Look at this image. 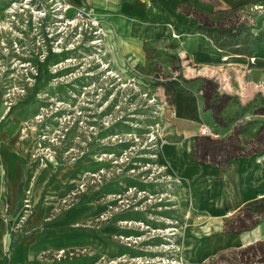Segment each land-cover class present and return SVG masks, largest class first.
<instances>
[{"label": "rangeland", "instance_id": "1", "mask_svg": "<svg viewBox=\"0 0 264 264\" xmlns=\"http://www.w3.org/2000/svg\"><path fill=\"white\" fill-rule=\"evenodd\" d=\"M78 10L82 9L67 0H0V220L10 236L5 248L28 236L31 219L46 207L50 221L56 216L64 219L75 208H89L83 212L88 217L74 222L75 235L85 241L86 231L98 233L106 248L53 251L46 258L58 264H194L196 251L212 246L200 262L205 264L253 240L257 234L249 231L238 235V243L223 241L237 237L223 231L229 215L223 216L222 230L206 227L211 216L199 202L212 179L200 165L204 173L195 177L188 166L187 171H177L164 157L165 147L184 141L189 132L202 135L209 129L206 135L224 139L233 127L216 124L203 110L200 81L183 80L203 77L202 69L179 51L186 44L161 39L157 47L148 45L150 57L144 50L143 62L127 67L125 61L119 67L107 58L104 35L99 37L102 44L97 43L86 21H74ZM210 18L214 23L225 21L234 36L197 26L200 36L218 53L258 65L252 74L250 66L237 67L243 95L231 93L238 103L222 114L228 124L241 116L242 139L249 140L264 122V117L253 115L259 95H264V3L218 10ZM179 64L181 76L174 71ZM173 77L183 83L171 103L164 83ZM180 96L195 101L198 128L177 125ZM255 155L237 157L224 169L198 163L222 174L237 159ZM3 158L18 161V172L24 169L18 192V176L9 174ZM49 167L53 174L40 192L36 188ZM38 168L44 171L39 170L35 179ZM57 182L64 184L63 191L54 195ZM74 213L82 215L79 210Z\"/></svg>", "mask_w": 264, "mask_h": 264}, {"label": "crops", "instance_id": "2", "mask_svg": "<svg viewBox=\"0 0 264 264\" xmlns=\"http://www.w3.org/2000/svg\"><path fill=\"white\" fill-rule=\"evenodd\" d=\"M67 1L70 5L75 6L76 9L91 11L100 20L101 26L105 29L103 30V35L108 53L107 58L119 67L124 66L125 61H127V67L137 62H143L146 57L144 54L146 45H151L153 48L160 44L161 39L167 41L175 39L179 44H186L185 46L183 45V48H179V51L182 50L185 54H188V58L193 67L202 69L203 73L201 74H203V77L215 79L220 84L223 92L230 94L234 92L237 95H243L242 88H239L237 84V82L239 84L243 83L242 73L237 70L238 66H250L251 74L254 68L255 71L258 70V65L252 67L248 63L249 60L239 59L235 55L226 56L225 54L218 53L215 46L208 42L206 38L199 35L197 30L199 22L196 18L185 13L183 9L191 7L212 14L218 10L231 9L241 5H259L264 3V0H151L149 3L139 0ZM178 54L180 58H183V55ZM189 72L192 76H197L195 69H189ZM247 79V77H244L245 81ZM249 80H253L252 77ZM177 109V125L179 127H186L187 129L193 127L195 129L198 128L200 116L193 99L180 96ZM197 136L198 134L189 132L186 134L184 141L168 144L164 149V157L177 171H187L186 167H191L193 164L200 165L205 169L207 176H210V179H212V184L208 189L212 197V202L215 200L216 194L221 197L220 206L217 207L216 212L208 213L206 208H204L211 216L208 218L206 227L214 228L212 218H215V213V215H220L221 222L219 223V229H217V231H220L222 230V219L224 215H231L244 204L264 196V152L250 159H237L231 164L229 169L219 174L216 170H211L207 166L196 162L193 156V145ZM188 140L191 143L189 152L187 153L183 146ZM179 145H182V147H179ZM9 160H13V166L8 164ZM1 162L7 166V170L12 177L14 175L18 176L17 183H15V189L18 192V186L20 189L22 185L21 180L24 176L23 167L21 166L20 172H18L16 170L18 161L13 158L7 159V161L3 158ZM22 162L20 161L19 164L22 165ZM11 167L14 168L12 169ZM226 167H220V169ZM45 168L43 167L42 169ZM42 169L38 168L33 171L36 178L40 174L39 172H41L39 170ZM15 170L18 174L14 173ZM51 170V167L46 169L48 175L47 177L45 176L42 184H39L40 187L38 185V188H36L38 191L41 192L44 189L45 183L50 180L53 174ZM61 185L63 186L64 184L57 182L55 187L52 188V194L58 195V191H63V188L60 187ZM262 186L263 188H261ZM48 206L51 208V205ZM47 208H41L42 212L40 210L31 219L28 236L16 240L13 246H11V249L10 247L5 248L6 238L9 235H7L5 222L0 220L1 263L7 257L9 260L8 264H58L46 258L50 257L53 251L78 246L96 249L94 245L101 246V244H104V240L101 241L98 233L86 231L87 236L85 241L78 240L79 238L75 235L74 222L88 217L89 215L85 216L83 212H86L85 209L89 208H75L64 219L56 216L51 221L46 216ZM74 210H79L82 212V215L78 217V213L75 214ZM69 218L70 220L72 219L71 222H69ZM43 222H47L41 227L43 229L38 228ZM69 223L72 226L71 228H67ZM249 231L257 234L256 237H253L251 241L241 243L239 245L240 247L264 240V221ZM233 235H237L238 237L240 234ZM9 249L10 251L7 252ZM211 249L212 246L207 247V245L204 248L200 247V250H202L205 256Z\"/></svg>", "mask_w": 264, "mask_h": 264}, {"label": "trees", "instance_id": "3", "mask_svg": "<svg viewBox=\"0 0 264 264\" xmlns=\"http://www.w3.org/2000/svg\"><path fill=\"white\" fill-rule=\"evenodd\" d=\"M181 8L183 9L182 6ZM183 11L188 15L194 16L199 22L198 28L206 32L213 30L228 36H234L235 34L232 29L226 28L225 21H216L214 23L208 13L191 7L183 9ZM146 46L145 49L149 54L147 57H150L152 52L149 51L148 45ZM174 71L179 72V76H181V64L174 67ZM183 80L189 84L200 81L201 85L199 91L202 97L203 110L211 113L216 124L223 127H227L228 125L233 126L229 136L224 139H214L210 136L198 135L193 145V156L197 162L206 163L211 166L224 167L237 157H251L264 150V122L261 123L251 139L243 140L242 134L244 131L242 129V117L236 116V118L230 122L231 124H228L227 121L224 120V117H222V114H224L234 102L238 103V97L236 95L223 92L220 84L213 78L198 77ZM182 83L179 77H173L172 80L164 83L165 94L168 96L171 103L175 101V94L182 91ZM259 96L261 102L254 105L253 115L264 117V95L261 94ZM263 221L264 197L244 204L229 215L223 223V231L226 234H241L245 231L254 229ZM6 259L8 260L7 257L4 258V260ZM205 264H264V240H259L244 247L218 253Z\"/></svg>", "mask_w": 264, "mask_h": 264}, {"label": "bare ground", "instance_id": "4", "mask_svg": "<svg viewBox=\"0 0 264 264\" xmlns=\"http://www.w3.org/2000/svg\"><path fill=\"white\" fill-rule=\"evenodd\" d=\"M105 30V29H104ZM189 139V138H188ZM190 143L191 141L188 140V142L183 146L184 147V150L188 153L189 152V148H190ZM192 146V145H191ZM179 147H182V145H179ZM177 148V147H176ZM178 149V148H177ZM179 150V149H178ZM181 151V150H180ZM179 155V154H178ZM190 161V160H189ZM190 170L193 171L195 177H198L199 175H201L202 173H204V170L197 166V165H192L191 167L189 166ZM66 170V169H65ZM64 170V171H65ZM68 177V176H67ZM36 179V175L34 177ZM208 179H210L211 177L210 176H207ZM262 179V177H261ZM261 185V184H260ZM263 185V184H262ZM258 188V187H257ZM263 188V186L261 187ZM256 191V190H255ZM262 191V189H261ZM202 196L200 195V206L203 207V208H206L207 212L210 213V212H216V210L218 209L217 207L220 206V201H221V197L216 194V198L215 200L212 202V197L209 193L208 190H205L204 192L201 193ZM192 200V199H191ZM195 200V199H194ZM193 201V200H192ZM221 214V213H220ZM85 215V214H84ZM87 216V215H86ZM214 216L215 218H212V221H214V228H210L211 231H215L217 229H219V223L221 222V219H220V215H215L214 213ZM192 221V218L191 220ZM218 223V224H217ZM263 233V232H262ZM225 243L226 242H231V243H238L239 242V237H227L223 240ZM218 243H215L214 244V247L217 248V245ZM94 247L96 248V250L98 249L100 252L101 251H105L106 248L105 247H101L100 245H94ZM68 249H64L63 250V254L66 253ZM204 258V254L202 252V250H197L196 251V261L194 264H200V262L203 260Z\"/></svg>", "mask_w": 264, "mask_h": 264}, {"label": "built area", "instance_id": "5", "mask_svg": "<svg viewBox=\"0 0 264 264\" xmlns=\"http://www.w3.org/2000/svg\"><path fill=\"white\" fill-rule=\"evenodd\" d=\"M139 1L149 3L151 0H139ZM15 4L16 3H14L13 5H15ZM58 18L64 19V15H60V17H58ZM75 20H77V22H79V23L82 22V24H83V22L86 21L84 26L89 27L90 31H92L93 35L96 37V42L97 43L100 42L102 44V39H100L99 37H100V34L101 35L103 34V28L100 27V20L91 11L78 10V12L74 18V21ZM74 21L71 22V21H68V19H67L66 23L69 22L70 24H73ZM82 32H83V30H82ZM82 32L78 37L82 36ZM209 133H210L209 129H204L202 131V135H206ZM206 136H208V135H206Z\"/></svg>", "mask_w": 264, "mask_h": 264}]
</instances>
